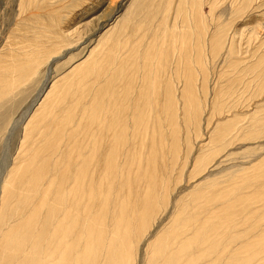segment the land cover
I'll use <instances>...</instances> for the list:
<instances>
[{"label":"bare ground","instance_id":"1","mask_svg":"<svg viewBox=\"0 0 264 264\" xmlns=\"http://www.w3.org/2000/svg\"><path fill=\"white\" fill-rule=\"evenodd\" d=\"M256 1L264 5L232 0L235 18ZM201 2L193 0L189 12L178 8V32L160 24L150 31V17L143 25L133 23L132 5L124 9L89 54L46 89L48 72L35 103L7 124L2 149L18 126L23 132L14 158L6 151L0 158V264H264V157L221 183L194 182L205 170L201 160L223 148L218 140L255 141L264 135L262 104L247 115L229 110L241 99L264 97V55L238 65L230 44V66L208 88L207 57L221 51L225 33L209 32L215 5L207 0L204 15ZM42 26L32 40L6 41L0 51L1 93L2 86L19 85L11 79L15 73L26 78L61 49L68 51L71 44L59 25ZM207 107L206 123L219 124L197 149L207 156L197 154L186 178V160L175 166L171 156L180 158L184 150L178 148L181 133L187 148L200 137ZM225 113L231 119L222 122ZM236 117L249 128L238 126ZM182 181L194 184L171 202Z\"/></svg>","mask_w":264,"mask_h":264},{"label":"rangeland","instance_id":"2","mask_svg":"<svg viewBox=\"0 0 264 264\" xmlns=\"http://www.w3.org/2000/svg\"><path fill=\"white\" fill-rule=\"evenodd\" d=\"M152 1L153 0H87L81 3V0H30V2L29 0H0V51L4 50V47L6 46L7 42L10 43L13 40L22 42V41H25L26 38H30V40H32V38L36 36L33 34L38 33V32L41 33L40 31L42 30V27H43L42 25L48 24L51 22H53L54 25L55 24L57 26L59 25V29L61 28L60 33L63 35V37H65V39L71 45L73 44L72 46L69 45L70 47L68 46V51L66 49V52L65 50L61 49V51H59L60 52L59 56L56 57V59L49 62L48 66L50 67L47 66V63H44L43 65L34 69L35 72H33V70L29 72V76L27 75L26 78H22V75H20L22 74V72H19L20 74L17 72L14 75H12L11 79L15 80L16 83L18 82L17 84H19L15 88L10 86V84L2 86L4 87L3 90L5 91V93L0 92V99L2 98L0 100V158H1V154L3 151H6L7 154L5 153V155H7V157H9L10 159L14 158V156L16 155L18 146L20 145L19 142L21 140V136H22L21 132H23L22 131L23 129L21 128V126H18L16 128V131H13L12 133L13 135L11 139L9 140L10 142L8 143L7 150L2 149V147L4 148L3 146L4 144H2L3 139L7 135L5 134L8 130L7 124H10L14 122L15 119L20 118L21 116L20 114H22V112L24 111H28L32 102L34 100L35 101L37 100L36 96L42 89V86L44 85V79H45L46 74H48L49 72V78L47 79L46 85H45V88L46 86L48 88L49 85L51 86L53 84L52 82L57 81L59 79L60 75L61 76L65 75L68 72V70L71 68V65L73 66L75 63L79 62L80 60H82L89 54V50L96 45V40L98 39V37L101 36V38L103 39V37L108 32L107 29L110 27L113 20L119 16V14L124 13L125 10L130 9L129 7L132 5L131 6L132 10L135 11V14H136V16L133 17L132 19L133 23L135 22L141 23V21H145L144 20L145 18L150 17V19L153 20L151 21V24L149 23L147 25V28H149L152 25L150 28V31L154 30L155 27L153 28V25L157 26L160 24L161 29L164 28L167 30V29H172V27H176L175 32H178L182 24L181 19L178 20L180 16L179 15L177 16L176 14L178 12V8L179 7L183 8L185 6L186 11L188 12L191 10V7L193 8V0L192 1L182 0L183 3H179L180 0L179 1L178 0H170V1L169 0H159V1L154 0L153 2ZM209 1L214 3L215 5V8H214L215 11L213 12V21L214 20L215 21L214 22L212 20L209 21L210 23L209 30H211L209 32L210 33L211 32L225 33V40L223 42L224 44H222L223 48L221 49V51L218 52L217 54L218 56L216 55L213 59H211L209 55L206 61V64L210 67L209 68L207 66V70H209V73H208L209 80H208L207 87L212 88L215 85L219 74H221L222 72L224 73L228 65L230 66V63H229V57L231 55V53H229L230 44H231V47L234 48L233 49L234 56L232 55L233 59H237L239 61L238 62L237 60H233V62L238 65H241L243 63L245 64L247 62L252 63L254 62V60H257L259 56H262V54L264 55V5L261 2L256 1L257 2L256 4L254 2L253 6L250 7L251 9L248 8L247 12L243 13V15L239 16L237 19L235 18L236 14H235V11L233 10V4L231 3L232 0H209ZM28 2L30 3V5ZM41 2L44 4H42ZM155 2L157 3L155 4ZM202 2H201L202 3L201 12L204 15H208L207 0H202ZM93 4L96 6L94 7ZM166 4L168 5L166 6ZM36 6L37 7L39 6L38 9L36 8ZM28 7L30 8L29 11L27 10L29 9ZM41 7L43 9H41ZM42 10L45 12V14ZM27 13L30 14L31 16L30 15L27 16L28 15ZM33 14L34 15L37 14V15L33 17L34 16ZM47 14H49V16ZM64 14H65V17H62L64 16ZM74 15L75 17H73ZM103 15H104L103 19L98 20L99 21L98 23L100 25L98 24L96 30L91 32V29L93 28V25L95 24L96 20L98 18H101ZM47 16L50 19L47 18ZM173 16L175 18H173ZM20 17L22 20L20 19ZM164 18L166 19L165 21H164ZM38 20H41V21H38ZM44 20L46 21V23ZM17 22H21V23H17ZM40 23L42 24L40 25ZM68 24L72 26H68ZM88 24H90L91 26L89 25L87 28L81 29V25L84 26ZM16 28H19V29L17 30ZM51 30H52L51 32L55 31V29H51ZM8 49L9 48L7 47L5 51H8ZM7 65H9V63ZM49 68L50 70H48ZM34 73L35 75H33ZM56 77H57V80L55 79ZM220 81H223V83L221 84V90L223 91L227 82L225 81V79L220 80ZM254 87L255 86H253V88L249 90L250 92L248 91L249 94H251V92L255 93L256 88ZM240 91H242V88H240L239 91L238 90L235 91V93L240 94ZM210 93L211 95H213L212 91H210ZM242 94L243 96L245 95V93H242ZM211 98L209 97L210 100ZM258 98L251 100L252 102L249 101L250 104L248 103V101H246V99L245 100L241 99L239 100L240 104L238 103V106H236V108H232L229 110H231L232 115L234 114L236 115L246 114L247 115V113L249 114V113L254 112L255 110L254 108L257 104H259V107L262 104L263 107L262 108L260 107L261 108L260 111L262 110L264 112V105H263L264 97H258ZM207 104H208V101H207ZM230 104L231 102L228 99H226L223 105L228 106ZM247 104H249L248 107H246ZM208 108L209 107H207V109L204 110V114L203 113L201 114V117L203 116L202 118L200 117L202 122L201 121L199 122L200 124L199 131L201 135L193 143L194 146L192 144V147L187 148L186 142H185L186 140L184 139V135L181 133L178 138L179 139L178 148L180 150L181 146L183 147L182 149L184 150H182V153H181L182 155L179 154L180 158L175 157V159H174V156H171V161L172 163L173 161H175V166L179 165L181 167L182 164H184L186 160L187 167L186 166L184 167L186 169L183 168L184 169L183 176H185L186 178H187L188 173L191 171V168L194 164L193 162L195 161L196 156L205 155L204 151H201V152L197 151L198 147L202 144L208 143L209 139L207 138L209 137L213 129L216 128V126L219 124L214 119L211 120L210 122L211 124L208 125L206 123V119L210 111ZM226 108H224V112ZM237 110L239 112H237ZM241 110H242V113H241ZM226 114L227 113H225L224 116ZM229 117L227 116L226 118H222L221 119L222 122L226 121ZM229 119H231V117ZM236 119L238 120V126L245 125V126H248L247 128H249V122H247L245 119H242V117H236ZM240 119H242L241 121L243 123L240 121ZM5 127L7 130L5 129ZM260 137H263V138H256L255 141L252 140V141H243V142L242 141L239 142L236 140L230 141L229 137H226V139H224L225 141L218 140L216 144L222 146L223 148L218 151V154H216L215 156H212V158H209L206 161L203 159L201 160V164H204L203 167H205V170L199 175V177L197 178V181L196 180L194 181L195 184L197 182L200 183L203 181L212 182V180H215V183H218V182L221 183L227 180L228 178L230 179L232 174L239 175L243 171L250 170L251 168L250 166L252 164L256 163L257 160L264 157V135H261ZM180 139H182L183 141L181 142L182 144L180 143L181 141ZM198 139H201V140H198ZM186 157H188L189 161L185 159ZM0 163H1V159H0ZM186 170L188 171L185 172ZM194 182H191L190 185L192 186ZM186 185L187 184H183V181L180 184H178L175 189L176 193H173L174 196L172 195L171 198L169 197L170 198L169 200H171V202H174L175 200H177V198L179 197L178 194L181 195V193H184L186 188L190 186V185H187V186ZM175 195L178 197H176ZM174 197H175V200H174ZM172 208H173L172 205H170V207L168 208L169 214L171 213Z\"/></svg>","mask_w":264,"mask_h":264}]
</instances>
